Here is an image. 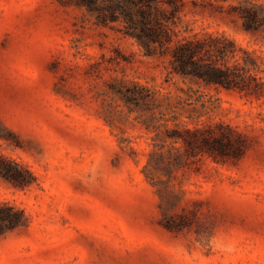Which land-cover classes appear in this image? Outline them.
Returning <instances> with one entry per match:
<instances>
[{"label":"rangeland","instance_id":"rangeland-1","mask_svg":"<svg viewBox=\"0 0 264 264\" xmlns=\"http://www.w3.org/2000/svg\"><path fill=\"white\" fill-rule=\"evenodd\" d=\"M183 4L178 26L223 31L264 76V37L236 9L264 0ZM153 50L75 0H0V154L31 176L0 185L27 212L0 264H264V94ZM218 124L251 139L238 158L179 136Z\"/></svg>","mask_w":264,"mask_h":264},{"label":"trees","instance_id":"trees-1","mask_svg":"<svg viewBox=\"0 0 264 264\" xmlns=\"http://www.w3.org/2000/svg\"><path fill=\"white\" fill-rule=\"evenodd\" d=\"M96 12L102 20H122L141 41L148 54L160 47L176 75L190 77L206 86L237 89L247 94H264V76H256L232 38L207 26H178L175 13L184 0H75ZM237 14L245 31L264 37V11L254 4L238 7ZM179 134L187 144H205L217 156L238 158L250 146L251 139L225 124L197 126ZM207 132L208 136L203 133ZM203 138L199 139L201 137ZM200 141V142H199ZM31 181L30 170L18 161L0 154V185L20 188ZM25 205L9 198L0 200V239L25 221Z\"/></svg>","mask_w":264,"mask_h":264}]
</instances>
